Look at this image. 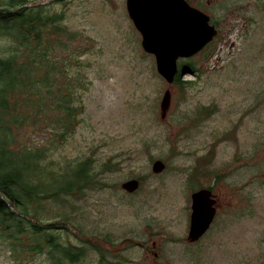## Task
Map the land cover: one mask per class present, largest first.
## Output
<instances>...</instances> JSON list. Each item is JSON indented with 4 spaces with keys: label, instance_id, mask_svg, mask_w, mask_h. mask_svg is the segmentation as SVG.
I'll list each match as a JSON object with an SVG mask.
<instances>
[{
    "label": "rangeland",
    "instance_id": "374dc122",
    "mask_svg": "<svg viewBox=\"0 0 264 264\" xmlns=\"http://www.w3.org/2000/svg\"><path fill=\"white\" fill-rule=\"evenodd\" d=\"M55 7H64L69 27L96 40L88 59L92 83L86 82L78 93L82 101H76L81 122L66 140L54 137L52 121L27 122L15 128L14 147L45 150L59 169L68 163L82 169L90 160L95 182L84 189L69 170L62 186L81 187L57 193L41 214L54 221L56 211L65 213L101 245L99 253L82 256L83 264H264V146L255 143L259 135L264 139V66L253 63L264 65V40L250 39L252 50L242 39L240 45L234 38L221 41L201 70L183 75L192 85L182 92L157 72L124 0H65ZM81 41L79 49H85L88 42ZM8 46L1 38L0 52ZM167 89L173 95L164 119L160 106ZM19 97V89L10 92V99L19 103ZM198 118L200 127L188 125ZM243 154L247 159L239 164ZM156 160L165 163L160 172L154 171ZM26 173L30 185L38 184L39 177ZM250 173L257 180L250 183L251 177L246 190H239ZM143 177L136 190L122 187ZM202 186L214 190L218 213L200 239L186 241L191 194ZM76 228L58 229L62 240L79 244L76 236L84 235ZM11 257L0 245V264H51L44 256L20 262Z\"/></svg>",
    "mask_w": 264,
    "mask_h": 264
},
{
    "label": "trees",
    "instance_id": "16d2710c",
    "mask_svg": "<svg viewBox=\"0 0 264 264\" xmlns=\"http://www.w3.org/2000/svg\"><path fill=\"white\" fill-rule=\"evenodd\" d=\"M32 1L0 0V39L9 45L6 53L0 52V245L15 262L44 256L51 264H80L82 256L93 255L101 250L100 245L80 235L76 236L79 244L63 241L58 229L69 231L76 228L75 222L57 211L51 221L41 214V208L57 193L79 190L81 185L62 186L71 174L85 183L84 189L91 187L95 182L88 174L92 162L87 160L82 169L69 163L59 169L53 159H46L45 150L33 145L15 148L14 130L42 118L54 122V137L66 140L81 122L76 101H82L78 93L86 89V82L92 83L87 75L88 59L96 40L69 27L64 7H55L65 0L27 5ZM82 39L88 42L85 49H79ZM192 65L191 59L179 63L173 84L182 92L192 85L183 80V73L197 72ZM18 89L19 103L17 98L10 99V92ZM50 110L57 114L50 115ZM198 121L202 120L190 119L188 125L200 127ZM26 172L31 178L39 177L38 184L30 185Z\"/></svg>",
    "mask_w": 264,
    "mask_h": 264
},
{
    "label": "water",
    "instance_id": "95a60500",
    "mask_svg": "<svg viewBox=\"0 0 264 264\" xmlns=\"http://www.w3.org/2000/svg\"><path fill=\"white\" fill-rule=\"evenodd\" d=\"M127 11L142 35L145 51L154 54L159 73L173 83L178 72V59L200 51L217 32L209 16L192 8L186 0H127ZM172 104V92L167 89L161 100V116L165 119ZM164 167L162 160L154 162V171ZM139 186L136 179L123 183L126 190ZM194 195L195 213L191 218L190 240L196 241L210 228L216 214L214 200L205 193Z\"/></svg>",
    "mask_w": 264,
    "mask_h": 264
},
{
    "label": "flooded vegetation",
    "instance_id": "af4514ba",
    "mask_svg": "<svg viewBox=\"0 0 264 264\" xmlns=\"http://www.w3.org/2000/svg\"><path fill=\"white\" fill-rule=\"evenodd\" d=\"M186 1L193 8L209 16L210 23L214 25L217 30L213 39L201 51L193 55L192 57L193 59L200 60L202 59L204 54L210 57L212 54H214L215 48L221 41L229 40L231 38L237 39L239 42V45H240V40L242 39L243 43L247 42V45L245 47H249L251 50H252V47L250 46L251 45L250 39H252L253 37H260L264 40V0H186ZM124 4H125V7L127 8V0H124ZM232 35H237L238 37L236 36L232 37ZM234 45L235 43L231 42V48ZM258 61L257 62L252 61V62L255 63L256 68L260 69L264 65ZM262 136L263 135H259L255 139V143L257 147L264 146V139L262 138ZM245 159H247V156L243 154L241 156L239 164H242ZM210 160L212 159L210 158ZM263 163H264V160L262 161V164ZM245 165L246 167H252L249 163H247V161ZM227 167L230 169V164H227ZM211 171L212 169H210L206 174L211 173ZM217 173H221V172L218 171L212 174V177ZM251 175L252 173L246 176V182L243 183L242 187L241 186L239 187V190H244V189L246 190V188L249 185V180L252 177ZM230 176L234 177V172L231 171ZM224 177L226 179L227 174H225L223 178ZM256 180H257L256 177H252L250 180V183H255ZM139 181H140L139 186H141V180ZM123 183H122V187H123ZM235 184H239V183L236 182ZM138 187L136 189H138ZM196 193H199L200 195H202V197L200 198V201H202L205 193H208L209 198L214 200V207L216 208L215 217L217 216L218 208L220 206V204L218 203V200L216 199L214 195L215 193L212 188L202 186L192 191L190 228H188L189 231L186 237V241L190 240L189 236H190V231H191V218H192V215L195 213L194 195ZM133 243H134L133 246L138 247L140 250L143 247L145 249H149L146 245H144L146 243L139 242V241L133 242ZM259 253L261 252L259 251ZM158 255H159L158 251L154 253L155 259L158 258Z\"/></svg>",
    "mask_w": 264,
    "mask_h": 264
}]
</instances>
